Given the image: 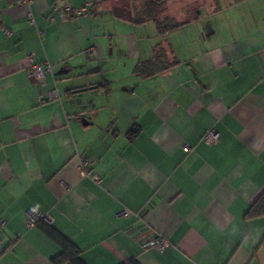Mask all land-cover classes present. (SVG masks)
<instances>
[{"label":"crops","instance_id":"crops-1","mask_svg":"<svg viewBox=\"0 0 264 264\" xmlns=\"http://www.w3.org/2000/svg\"><path fill=\"white\" fill-rule=\"evenodd\" d=\"M148 1L0 0V264H53L34 210L72 264H264V217H245L264 191V0ZM29 53L52 67L41 85Z\"/></svg>","mask_w":264,"mask_h":264},{"label":"built area","instance_id":"built-area-1","mask_svg":"<svg viewBox=\"0 0 264 264\" xmlns=\"http://www.w3.org/2000/svg\"><path fill=\"white\" fill-rule=\"evenodd\" d=\"M20 3L25 4L26 6H29L31 0H19ZM98 0H85L84 4L79 7H72L67 6L65 10L71 14L72 16H80L83 14L90 15L92 13L93 8L95 7ZM28 20L30 23H34L33 16L31 12H28ZM6 34H9V30H5ZM93 52V51H92ZM28 61V75L34 79V82L38 85H41L45 81L46 73H52V67L50 64H41L38 62L35 58L34 53H29L26 56ZM59 97L57 90L51 89L47 93L46 99H57ZM40 101H44L43 99H40ZM219 140V133L218 131L211 127L208 128L205 133L202 136V142H204L207 145H214ZM185 148H188L186 144H184ZM86 162L83 159H80L78 170L80 175L82 176H89L91 177L95 182L99 181L98 176L91 175L86 170ZM121 214L124 216H135L140 222L144 221L141 214L137 213L127 207H123L121 209ZM38 219H46L47 221H50V218L46 214H41L40 212H37L36 210L29 212L27 216V225H34L35 221ZM3 221L0 219V225H3ZM133 237L138 241L141 248L146 249H155L159 252H164L172 247L171 242L169 239L162 235V234H146L142 232L141 230H134Z\"/></svg>","mask_w":264,"mask_h":264},{"label":"trees","instance_id":"trees-1","mask_svg":"<svg viewBox=\"0 0 264 264\" xmlns=\"http://www.w3.org/2000/svg\"><path fill=\"white\" fill-rule=\"evenodd\" d=\"M165 1L167 0L148 1L145 5V11H148V15H152L154 13L153 10H157V8L162 6ZM178 26L179 23L170 17H165L157 22V27L160 32H168L174 28H177ZM245 217L249 219L264 217V191H262L255 201L250 205L247 212L245 213ZM34 225L39 227L46 236L52 239L60 247V252L51 259V262L53 264H72L71 261L79 255L78 247L70 239L65 237L57 229L50 225L46 220L38 219L35 221ZM124 264L139 263L132 260Z\"/></svg>","mask_w":264,"mask_h":264},{"label":"water","instance_id":"water-1","mask_svg":"<svg viewBox=\"0 0 264 264\" xmlns=\"http://www.w3.org/2000/svg\"><path fill=\"white\" fill-rule=\"evenodd\" d=\"M85 89H87V88H84V89H80V90H77V91H81V90H85Z\"/></svg>","mask_w":264,"mask_h":264}]
</instances>
